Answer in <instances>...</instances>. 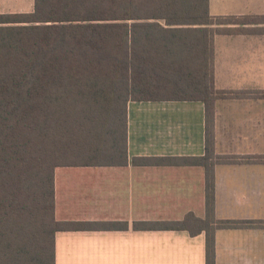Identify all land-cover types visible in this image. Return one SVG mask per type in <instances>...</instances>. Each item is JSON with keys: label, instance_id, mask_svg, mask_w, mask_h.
<instances>
[{"label": "trees", "instance_id": "obj_1", "mask_svg": "<svg viewBox=\"0 0 264 264\" xmlns=\"http://www.w3.org/2000/svg\"><path fill=\"white\" fill-rule=\"evenodd\" d=\"M250 23L264 16L212 15L208 0H33L0 12V264H55L59 230L127 227L57 220L54 169L126 164L130 99L205 105L204 156L140 158L202 165L205 217L135 228L203 230L215 264L216 228L264 225L214 216V102L225 92L214 87L213 36L264 30Z\"/></svg>", "mask_w": 264, "mask_h": 264}, {"label": "crops", "instance_id": "obj_2", "mask_svg": "<svg viewBox=\"0 0 264 264\" xmlns=\"http://www.w3.org/2000/svg\"><path fill=\"white\" fill-rule=\"evenodd\" d=\"M21 4L13 10L28 11L33 1ZM208 6L212 15L264 16V0ZM213 47L214 87L225 92L214 102V216L264 221V160L257 159L264 158V31L215 34ZM204 154L202 100L130 99L126 164L54 169L57 220L127 227L56 231L55 264H205L203 230L133 226L205 217L202 165L140 159ZM214 242L215 264H264V225L218 227Z\"/></svg>", "mask_w": 264, "mask_h": 264}, {"label": "rangeland", "instance_id": "obj_3", "mask_svg": "<svg viewBox=\"0 0 264 264\" xmlns=\"http://www.w3.org/2000/svg\"><path fill=\"white\" fill-rule=\"evenodd\" d=\"M33 1V0H32ZM25 2V0H10V1H7V0H0V12L2 11H20L19 9H17V10H13V9H15V8H13L15 5H22L21 3H24ZM26 5H28V2H26ZM32 8H33V6H32ZM32 8H30V10L32 9ZM3 9H5V10H3ZM6 9H11V10H6ZM30 10H28V11H30ZM256 19V18H255ZM255 24H257V23H255ZM256 26H260V27H264V23H259L258 25H256ZM264 31V30H263Z\"/></svg>", "mask_w": 264, "mask_h": 264}]
</instances>
